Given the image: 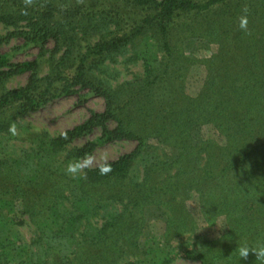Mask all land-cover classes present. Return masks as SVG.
I'll list each match as a JSON object with an SVG mask.
<instances>
[{
  "label": "trees",
  "instance_id": "16d2710c",
  "mask_svg": "<svg viewBox=\"0 0 264 264\" xmlns=\"http://www.w3.org/2000/svg\"><path fill=\"white\" fill-rule=\"evenodd\" d=\"M0 25L24 48L63 49L45 77L37 61L0 54V264H259L235 251L264 245V0H0ZM70 32L98 39L63 43ZM192 41L214 53L186 55ZM127 56L142 61V78L94 83L95 68ZM199 67L206 76L191 94ZM24 74V86L6 88ZM81 90L104 98V111L36 139L21 158L7 148L17 117ZM116 142L135 147L68 171ZM25 220L36 233L29 245L17 231ZM153 221L161 234L142 240ZM218 223L221 236L200 233Z\"/></svg>",
  "mask_w": 264,
  "mask_h": 264
},
{
  "label": "rangeland",
  "instance_id": "374dc122",
  "mask_svg": "<svg viewBox=\"0 0 264 264\" xmlns=\"http://www.w3.org/2000/svg\"><path fill=\"white\" fill-rule=\"evenodd\" d=\"M109 2V1H107ZM108 9H111L107 6ZM206 12H204L205 14ZM129 15V13H127ZM124 18L125 21L130 19V15ZM192 16V15H187ZM187 16L182 15L178 20L188 21ZM179 24V23H178ZM128 25V23H127ZM125 26V25H124ZM178 26V25H177ZM76 27V25H75ZM74 29V26H73ZM124 32V27L122 29ZM13 30L0 25V38L5 39V42L0 46V54H8L11 56L12 63H20L24 61H37L40 68L37 71V75L40 77L47 76L53 67L54 63L60 61V57L63 56V49L61 53L54 42H51L42 48L32 47L24 48V41L21 37H11ZM14 33V32H13ZM69 39L62 41L63 43H77L80 42L81 46L86 47L87 41L92 43L98 39V37L89 38V40L82 41L80 36H76L75 32L72 36V32L67 36ZM63 36H61L62 40ZM94 39V40H93ZM190 41V40H189ZM82 42V43H81ZM191 44V46L188 44ZM82 47V51L84 48ZM204 43H198L197 41L188 42L185 45L186 55H195L200 59L207 57L212 51L213 47L208 50L205 49ZM190 48L192 50H190ZM190 51V52H189ZM149 56L152 53L148 54ZM145 56V55H144ZM131 58H119L116 62L109 61L103 64L102 67L98 66L91 73V77L94 78V83H107L112 89H120V86L130 84L137 79L143 77V64L142 61L135 59V62L126 63V60ZM95 63L92 64L93 69ZM90 70V69H89ZM206 71L203 67L196 68L192 71L187 79V89L189 93H194L199 87H201ZM29 74L14 76L10 78L5 86L8 89H15L24 86L27 83ZM99 80V81H98ZM57 87V86H56ZM80 87L75 88L79 90ZM107 103L104 98L91 96L87 90H81L78 94L71 96L52 99L38 112L28 113L21 117H17L15 120V127L13 136L15 139H5L4 143L9 147L15 156L22 157L26 151H31L34 148V141L41 138H54L64 133L65 131L84 122L92 111L103 112ZM206 131L208 137L214 136L213 131ZM99 132H95L92 135L80 139L73 143L71 147H80L87 141L94 140L98 136ZM28 135L30 137H28ZM135 147L133 142H116L109 144L105 147L99 148L93 152L92 155L81 160V169L95 168L106 162L118 159L120 156L130 152ZM63 210L69 211L70 207L66 204L62 205ZM6 214V212H3ZM201 226L200 233L206 234L205 236L210 239L221 236L226 231V225L223 223L215 224L213 227ZM163 225L161 222L153 221L150 227L146 230V236L142 240L146 239L148 235L161 234ZM19 236L23 241L29 245L35 238V230L29 225L27 220L25 223L17 228ZM206 231V232H205ZM176 264H192L190 262L180 261Z\"/></svg>",
  "mask_w": 264,
  "mask_h": 264
},
{
  "label": "clouds",
  "instance_id": "9594fccd",
  "mask_svg": "<svg viewBox=\"0 0 264 264\" xmlns=\"http://www.w3.org/2000/svg\"><path fill=\"white\" fill-rule=\"evenodd\" d=\"M80 167L81 165L79 164L75 166L69 165L68 171L71 173H75ZM108 171L109 169L107 167L101 169L102 173H106ZM235 252L238 254L241 261L246 260L250 254H254L256 257V261H259V264H264V245L249 247L247 245L238 244L237 250Z\"/></svg>",
  "mask_w": 264,
  "mask_h": 264
}]
</instances>
